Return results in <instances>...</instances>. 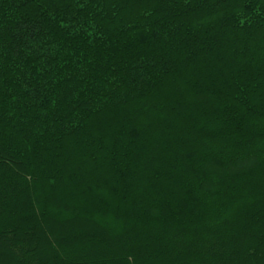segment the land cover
Masks as SVG:
<instances>
[{
  "label": "trees",
  "instance_id": "trees-1",
  "mask_svg": "<svg viewBox=\"0 0 264 264\" xmlns=\"http://www.w3.org/2000/svg\"><path fill=\"white\" fill-rule=\"evenodd\" d=\"M0 247L264 264V0H0Z\"/></svg>",
  "mask_w": 264,
  "mask_h": 264
},
{
  "label": "rangeland",
  "instance_id": "rangeland-1",
  "mask_svg": "<svg viewBox=\"0 0 264 264\" xmlns=\"http://www.w3.org/2000/svg\"><path fill=\"white\" fill-rule=\"evenodd\" d=\"M79 181H81L83 183V185H78V188H77L78 191L77 192H82L83 194L84 193L86 194V191H87V189H88V187L90 186V183H91L90 180L88 178L84 177V176H81V179ZM75 183H76V181H75ZM77 183L79 184L80 182H77ZM75 189L73 188V189H70V190H66L65 193L68 194V195L75 194ZM84 190H86V191H84ZM51 199H52V197H51ZM78 204L80 206V203H78ZM79 211H80V207H79ZM46 239H48V238H46ZM116 240H117V238L114 237V241H116ZM1 251H2V249H1ZM54 257H56V256H54ZM16 263L17 262L13 258H11L9 255L7 256V254H5V253L0 255V264H16Z\"/></svg>",
  "mask_w": 264,
  "mask_h": 264
}]
</instances>
